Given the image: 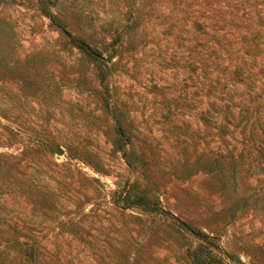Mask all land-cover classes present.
Returning <instances> with one entry per match:
<instances>
[{
  "label": "rangeland",
  "instance_id": "obj_1",
  "mask_svg": "<svg viewBox=\"0 0 264 264\" xmlns=\"http://www.w3.org/2000/svg\"><path fill=\"white\" fill-rule=\"evenodd\" d=\"M51 1L0 0V264H264V0Z\"/></svg>",
  "mask_w": 264,
  "mask_h": 264
},
{
  "label": "trees",
  "instance_id": "obj_2",
  "mask_svg": "<svg viewBox=\"0 0 264 264\" xmlns=\"http://www.w3.org/2000/svg\"><path fill=\"white\" fill-rule=\"evenodd\" d=\"M37 1L41 5V10L43 11V13H45L49 17L50 21L52 23H56L58 27H61L60 26L62 24L61 19L59 17L55 16L54 13H52L51 9L49 8L50 3L52 1L51 0H37ZM71 41L76 46H78L80 49H82L85 53L92 56V58L95 59L97 61V63H100L102 65H106V58H105V56H103L101 54V52L92 51L82 41H79L75 37H72ZM218 127H219L218 128L219 133L220 132L224 133V131L226 130V124H219ZM221 133H220V135H221ZM258 146L260 149H263V147H264V130L262 131V137L259 138V140H258ZM137 202L139 204H142L143 206H145L147 208H152V209L158 208L156 204H154L152 201H149L144 196L138 197ZM161 210H162V208H161ZM181 224L184 226H187V223H185V222H181ZM213 242H214L213 239H208V241L206 240L207 244H202L200 246L199 250L194 251V254H192L193 255L192 259H193L195 264H223V261L220 258L212 255L210 253V250L207 249V251L205 250V253H203L204 248L206 249L207 245L214 244Z\"/></svg>",
  "mask_w": 264,
  "mask_h": 264
},
{
  "label": "water",
  "instance_id": "obj_3",
  "mask_svg": "<svg viewBox=\"0 0 264 264\" xmlns=\"http://www.w3.org/2000/svg\"><path fill=\"white\" fill-rule=\"evenodd\" d=\"M56 152L60 153V152H61V150H60L59 148H57V149H56Z\"/></svg>",
  "mask_w": 264,
  "mask_h": 264
}]
</instances>
